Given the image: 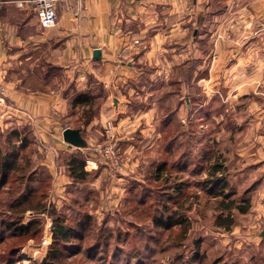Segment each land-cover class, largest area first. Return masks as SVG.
Listing matches in <instances>:
<instances>
[{"label":"rangeland","instance_id":"obj_1","mask_svg":"<svg viewBox=\"0 0 264 264\" xmlns=\"http://www.w3.org/2000/svg\"><path fill=\"white\" fill-rule=\"evenodd\" d=\"M250 1L212 0L197 18L182 15L173 37L163 35L156 53L133 60L121 77L117 113L106 108L110 91L94 75L91 102L71 107L76 88L51 61L55 42L25 53L31 57L10 74L25 92L68 100L64 111L59 103L51 112L64 129L74 125L86 140L83 127L105 117L92 127L91 145L55 146L49 162L42 124L28 112V122L14 118L19 106L0 83L12 107L0 112V156L16 159L0 187V264H44L54 254L55 264H264L254 91L247 99L231 95L223 77L239 40L250 36L241 7ZM217 162L223 168L213 172ZM230 200L238 207L228 211ZM58 219L77 235L55 242Z\"/></svg>","mask_w":264,"mask_h":264},{"label":"crops","instance_id":"obj_2","mask_svg":"<svg viewBox=\"0 0 264 264\" xmlns=\"http://www.w3.org/2000/svg\"><path fill=\"white\" fill-rule=\"evenodd\" d=\"M84 2L85 8L80 16H72L60 4L57 24L43 29L33 0H0V83L7 84L9 100L19 106L13 112L14 118L19 122H28L35 116L42 124L40 137L48 142L46 150L49 162L55 155V146L62 151H74L63 139V125L51 115L52 109H60L59 103L62 107L60 110L64 111L68 107V100L59 92L30 94L17 87L22 79L17 80L10 73L15 64H23L26 58L31 57V54L25 57L26 52L41 47V44L55 42L51 61L64 68L77 90L89 87V76L94 75L102 81L110 91L111 104L106 108L113 107L111 112L117 113L121 110L124 97L118 95L117 84L123 83L120 80L123 75L133 71L136 59L142 61V58L154 55L161 46L159 42L163 35L166 38L173 37L169 31L179 26L182 15L197 18L200 12L209 10L212 4V0ZM241 7L244 12L243 26L250 27L249 31L245 29L243 35L249 33L250 36L239 40L236 63L226 67L223 77L228 82L229 88H226L231 95L237 94L247 99L248 93L254 91L250 107L255 112L253 121L259 127L257 137L260 151L263 152L264 0H252ZM95 48L101 49V59L93 58ZM211 90L214 91L213 86ZM25 112L31 117L28 118ZM104 117L102 114L101 118L97 117L83 127L90 145L93 140L92 127L103 121ZM82 151L92 153L88 147ZM261 185H264V173Z\"/></svg>","mask_w":264,"mask_h":264},{"label":"trees","instance_id":"obj_3","mask_svg":"<svg viewBox=\"0 0 264 264\" xmlns=\"http://www.w3.org/2000/svg\"><path fill=\"white\" fill-rule=\"evenodd\" d=\"M55 68L57 66H54ZM87 89L84 90H74V94L72 95V99H71V107H74L76 105H84V104H89L92 100L91 98V94L90 92L86 91ZM1 149V147H0ZM0 153H2V150H0ZM2 155V154H1ZM16 161V159L14 160ZM14 161H8L7 157L5 156H0V187L5 184L8 181V178L10 176V172L11 170L15 167L14 165H12L14 163ZM8 162V163H7ZM72 164H74L73 159L71 160ZM223 164L221 162H217L215 163V165L212 167L213 172L216 170H220L223 168L222 166ZM74 172V171H72ZM77 176V175H76ZM221 179V178H220ZM232 207H238L234 200H230L229 202L226 203V208L228 211L231 210ZM241 207V206H240ZM242 212H245L247 210V207L245 208H240ZM230 218V217H229ZM229 221H232V219H230ZM222 224V223H221ZM24 228H27V225H23ZM77 234L75 233V231H73L72 228H70L69 226H65L63 223H61L58 220H55V225L53 227V231H52V238L54 239V241L58 242V241H66L71 237H75ZM59 256V254H54L51 255V258L57 259ZM48 261V262H44V264H55V260L54 261Z\"/></svg>","mask_w":264,"mask_h":264},{"label":"built area","instance_id":"obj_4","mask_svg":"<svg viewBox=\"0 0 264 264\" xmlns=\"http://www.w3.org/2000/svg\"><path fill=\"white\" fill-rule=\"evenodd\" d=\"M34 4L38 9L40 24L44 28H51L57 24L58 7L60 4L65 10L73 13L74 16H80L85 8L84 0H34ZM7 108L12 107L8 105L5 90L0 88V112H3ZM43 243L45 245L49 243L47 235Z\"/></svg>","mask_w":264,"mask_h":264},{"label":"water","instance_id":"obj_5","mask_svg":"<svg viewBox=\"0 0 264 264\" xmlns=\"http://www.w3.org/2000/svg\"><path fill=\"white\" fill-rule=\"evenodd\" d=\"M93 58H102V51L100 48L94 49ZM63 137L64 140L70 144V146L85 147L87 145L80 128L66 127L63 131ZM261 235L264 236V229L262 230Z\"/></svg>","mask_w":264,"mask_h":264}]
</instances>
